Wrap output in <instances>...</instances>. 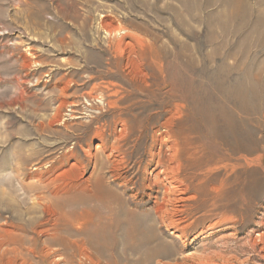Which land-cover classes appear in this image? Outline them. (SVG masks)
Masks as SVG:
<instances>
[{"label": "rangeland", "instance_id": "1", "mask_svg": "<svg viewBox=\"0 0 264 264\" xmlns=\"http://www.w3.org/2000/svg\"><path fill=\"white\" fill-rule=\"evenodd\" d=\"M165 121L182 158L204 162L180 180L217 197L189 190L182 233L158 225L165 243L136 260L161 250L172 253L163 264H264V0H0V235L24 213L19 200L35 202L20 183L61 164L65 173L72 153L88 178L87 153L98 152L117 194L106 157H121L139 211L162 203L163 189L140 190V164ZM123 123L134 134L118 140ZM37 210L24 221H55Z\"/></svg>", "mask_w": 264, "mask_h": 264}, {"label": "bare ground", "instance_id": "2", "mask_svg": "<svg viewBox=\"0 0 264 264\" xmlns=\"http://www.w3.org/2000/svg\"><path fill=\"white\" fill-rule=\"evenodd\" d=\"M127 123L121 124L118 140L127 139L129 135L134 134V132L132 133L134 123L132 125ZM172 126L165 121L159 126L158 131L153 133L151 146L146 154L147 160L143 165L140 164L142 181L140 190L147 189L152 192L153 189H157L156 193L158 194L163 189L161 192L163 193L162 203H157L158 197H155L153 198L155 200L153 207L147 210L145 208L142 212L139 211L140 206H144L143 201L139 199V188L137 191L134 190L131 180H123L118 174L120 167L123 166L121 157L113 162H109L111 159L109 156L106 157L112 181L122 189L117 194L114 190L110 188L109 190L103 185L102 176L105 174L102 175V171L105 172L107 166L106 164L104 166V162L99 159L98 152L96 155L87 153L89 159L87 160L90 164L93 162L94 166L93 175L88 178H85L84 175L85 166L71 152L72 156L67 158L73 163L65 173H58L63 168V164H61L59 168L51 167L45 173L29 176L28 180L31 181V184H23V181L20 183L21 188L24 187V191L36 194L33 199L35 202L29 206L27 198L19 200L17 204L24 210V213L18 214V217L13 220L14 222L10 223L9 229L11 230H1L0 264H53L55 262H49L51 257H55L56 261H61L63 264H84L83 262L100 264L101 261L99 262L98 257H93L92 252L94 254L97 252V256L105 260V264H163L160 261L156 262V259L171 257V252L164 254L161 250H156L150 257H146L145 261L142 260L143 258H139L145 257L143 255L148 252L146 247L154 243H151L152 240H156L158 225L164 226L171 236L177 231L182 233L183 229L179 227L184 223L182 219L186 208L184 204L197 199V197H187L190 189L180 180L181 174L187 173L191 169H198L204 164L203 161L193 158L192 155L186 161L182 158L188 151L181 148L179 135L173 131ZM140 129L142 130L143 127ZM145 131L147 130L145 129ZM142 132H139L140 135L138 134L136 145L141 142V135L145 133ZM113 145L111 149H113ZM119 154L121 155V153ZM116 155L118 154L116 153ZM77 156L79 157L78 154ZM125 156H123V160L127 157ZM67 158L62 154L60 161L64 162L68 160ZM192 176L195 177V175ZM65 177L66 180H64ZM131 185V196L128 197V192L123 189ZM201 186L200 184L195 185L191 190L200 194L202 202L208 198L216 199L217 196H212L215 194V188L211 187L206 190ZM129 199L132 200L133 207H130ZM37 209H41L49 217H55V221L45 225H38L30 218L31 222L24 221L26 216L36 214ZM42 226L47 227H43L42 230L40 229ZM62 234H66L67 239H64L65 236L62 238ZM42 237L46 240L41 241ZM162 242L165 243L164 240L155 243L156 247H162ZM148 249L150 252V248ZM61 252H64V256L60 254ZM136 257H139L138 260ZM35 259L37 261H33ZM190 259L198 261L199 264L210 263L207 258L202 256H193Z\"/></svg>", "mask_w": 264, "mask_h": 264}]
</instances>
